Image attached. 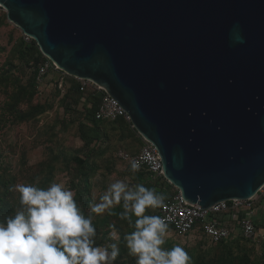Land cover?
Instances as JSON below:
<instances>
[{"label":"water","instance_id":"water-1","mask_svg":"<svg viewBox=\"0 0 264 264\" xmlns=\"http://www.w3.org/2000/svg\"><path fill=\"white\" fill-rule=\"evenodd\" d=\"M0 7L57 69L100 85L127 112L185 203L252 198L264 186V0Z\"/></svg>","mask_w":264,"mask_h":264},{"label":"rangeland","instance_id":"rangeland-1","mask_svg":"<svg viewBox=\"0 0 264 264\" xmlns=\"http://www.w3.org/2000/svg\"><path fill=\"white\" fill-rule=\"evenodd\" d=\"M2 24L8 27L0 29V167L5 169L3 173L11 175V182L14 183L11 188L14 197L12 202L19 201L20 196L19 192L14 190V186L35 185L42 175L40 170L45 169L46 164L53 166L50 179L45 178L48 186L53 182L63 183L74 192L66 173L70 168L67 161H71L74 154L82 153L83 141L78 136L76 125L70 124L69 117L65 116L62 106L61 97L69 85L68 75L50 70L37 83L34 92L22 95L33 66L18 60L17 47L24 37L19 28L6 19L5 11L1 8L0 26ZM24 41L30 42L25 39ZM11 103L16 104L14 111H25L33 116L23 122L17 121L15 113L7 105ZM36 109L39 112L35 113ZM124 142L126 146L121 145ZM139 148L140 145L135 139H122L117 130H110L108 136L95 146L91 158L93 167L89 180L90 190L86 193L89 195L86 216L91 215L92 220L101 217H107L110 221L119 220V214L123 211L120 205L111 208V215L107 210L102 214H96L92 211L91 205L100 203L109 184L117 180L125 181L130 187L139 182L135 178V173L131 171V164L118 156L119 151L137 153ZM257 201L258 198L254 201V222L259 227L264 224V202ZM113 233L115 239L112 238ZM232 235L230 242L234 254L242 256L247 252L253 259L260 255L259 243L254 241L248 243L237 238L236 230ZM107 237H110V240L106 238L101 246L110 245L111 240L117 241L119 234L111 229ZM236 239L240 241L235 243ZM165 241L173 246L179 245L188 254H192L195 264H201V260L204 261L221 250V247L211 243L197 230L189 235H178L169 230ZM126 252L128 253V249ZM125 258L126 256L123 257ZM118 260L114 264H117Z\"/></svg>","mask_w":264,"mask_h":264},{"label":"clouds","instance_id":"clouds-1","mask_svg":"<svg viewBox=\"0 0 264 264\" xmlns=\"http://www.w3.org/2000/svg\"><path fill=\"white\" fill-rule=\"evenodd\" d=\"M139 170L140 163L132 160L131 171ZM14 190L20 194L21 208L0 220V264H114L120 255L118 244H96L92 217L83 213L73 190L56 182L47 188L20 184ZM164 201L165 196L154 188L143 184L130 187L117 180L91 209L96 214L107 210L111 215V208L120 205V219L131 224V217H137L135 231L124 236L128 255L135 257L136 264H191L181 246L162 247L169 231L166 220L145 214L148 209L162 207Z\"/></svg>","mask_w":264,"mask_h":264},{"label":"trees","instance_id":"trees-1","mask_svg":"<svg viewBox=\"0 0 264 264\" xmlns=\"http://www.w3.org/2000/svg\"><path fill=\"white\" fill-rule=\"evenodd\" d=\"M20 42V45H18L17 47L18 60L21 63L33 66V71L29 76L26 85L23 87L24 92L22 95H24L26 92L32 93L36 90V86L38 83L36 79L38 64L43 56L32 39L28 43L22 38ZM68 78L69 85L61 97L62 106L65 116L69 117L68 119L70 124L76 125L77 133L80 139L83 141V146L81 148L82 153L78 152L74 154L72 156V159H70L71 161H67L70 168L66 170V173L69 177L71 188L74 189L75 199L78 205L81 206V209L85 214L87 208L89 207V195H87L86 193H88L90 190L89 180L90 176L92 175L91 168L93 167L91 158L92 153L95 152V146H98V144L103 141L105 136H108L110 130H117L120 133V138L122 139H135L140 147L142 145V139L134 130V128H132L122 117H119L112 121L95 119L94 113L100 101V94L92 91L91 89L80 90L79 82L74 77L68 76ZM7 105L12 110V112L15 113V118L19 122L26 121L33 116L31 115V113L25 111H14V108L16 107L15 103ZM37 112H39L38 109H36L35 113ZM121 145L126 146L125 142ZM130 154L134 155L136 153ZM65 160H67V158H65ZM4 170L5 169L0 167V220H3L5 217L14 215L15 212L17 210H20L21 208L19 201L15 200L14 202H12L14 197L11 188L14 183L11 182L12 179L10 174H7L5 172L3 173ZM52 171L53 166L46 164L45 169L40 170V173H42V175L34 186L47 188L48 181L45 178L50 179ZM135 178L139 180L137 184H143L147 188H154L158 193L163 194L165 196V199L170 195L168 191L169 188L173 189V186L169 184L165 179H154L149 175L148 172L144 170L135 172ZM145 214L157 216V212L155 209H148L146 210ZM226 218H228L226 214L217 215V219L219 221L228 224L231 228H233L234 220L232 221L231 216H229L230 219ZM131 219V224L127 220H122L120 218L116 221H110L107 217H101L96 220H92V223L97 231V236L95 238L97 245H101L107 239L110 240V237H107V235L111 229L119 234V239L117 241L111 240V244L117 243L120 249V255L117 257V259H119L117 264H136L135 257L129 256L126 252L127 247L126 241L124 240L125 234L135 231L133 225L137 217L133 215ZM168 227L169 230H172L170 226ZM255 227L257 230L264 229V224L258 227L255 223ZM236 237H239L248 243H259L260 255L256 259H253L247 252H244L242 256L234 254L230 242V239L232 237H229L226 240L214 243V245H218L219 247H221L219 253L207 258L204 261L201 260L200 263L264 264V240L259 238L255 240H249L245 239L240 234H238ZM239 241V239H236L235 243H238ZM162 247L165 250H170L174 246L165 241ZM124 256H126L125 259H123ZM189 256L191 257V264H195L193 255L189 254Z\"/></svg>","mask_w":264,"mask_h":264},{"label":"built area","instance_id":"built-area-1","mask_svg":"<svg viewBox=\"0 0 264 264\" xmlns=\"http://www.w3.org/2000/svg\"><path fill=\"white\" fill-rule=\"evenodd\" d=\"M23 37L25 40H31L24 34ZM50 70L60 71L46 56H43L38 64L37 82L41 81ZM75 79L79 82L80 90L91 89L100 94V101L94 113L95 119L112 121L122 117L133 128L127 112L100 85L87 79ZM141 139L142 145L136 154L131 155L126 151H119V158L130 164L132 160H137L140 163V170L148 172L154 179H165L161 171V157L156 147L152 142L144 138ZM263 192L264 186L258 193ZM257 194L247 199L222 200L209 207H194L185 203L181 192L173 187L172 193L165 199L164 205L155 210L157 216L164 218L168 226L178 235H189L197 230L211 243H218L232 237L236 230L245 239L264 240V229L257 230L254 223V201ZM219 214H226L228 217L226 219H230L229 216H231L232 221L234 220L233 228L219 221L217 219Z\"/></svg>","mask_w":264,"mask_h":264},{"label":"crops","instance_id":"crops-1","mask_svg":"<svg viewBox=\"0 0 264 264\" xmlns=\"http://www.w3.org/2000/svg\"><path fill=\"white\" fill-rule=\"evenodd\" d=\"M8 26L6 25V24H2V26H0V29L2 30V29H6ZM172 188H169V194H171L172 193ZM258 198V201L257 202H264V192L263 193H258L257 194V197H256V199Z\"/></svg>","mask_w":264,"mask_h":264}]
</instances>
